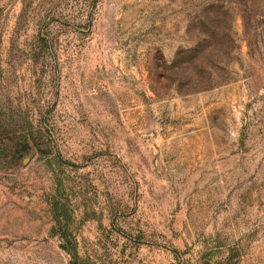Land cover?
<instances>
[{
  "label": "rangeland",
  "instance_id": "374dc122",
  "mask_svg": "<svg viewBox=\"0 0 264 264\" xmlns=\"http://www.w3.org/2000/svg\"><path fill=\"white\" fill-rule=\"evenodd\" d=\"M0 264H264V0H0Z\"/></svg>",
  "mask_w": 264,
  "mask_h": 264
},
{
  "label": "trees",
  "instance_id": "16d2710c",
  "mask_svg": "<svg viewBox=\"0 0 264 264\" xmlns=\"http://www.w3.org/2000/svg\"><path fill=\"white\" fill-rule=\"evenodd\" d=\"M68 251V250H67ZM70 252V251H69Z\"/></svg>",
  "mask_w": 264,
  "mask_h": 264
}]
</instances>
